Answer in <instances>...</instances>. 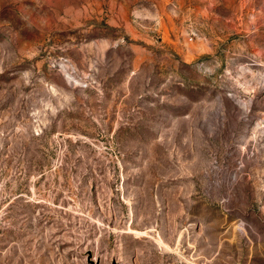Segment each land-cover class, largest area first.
Listing matches in <instances>:
<instances>
[{"label": "rangeland", "instance_id": "rangeland-1", "mask_svg": "<svg viewBox=\"0 0 264 264\" xmlns=\"http://www.w3.org/2000/svg\"><path fill=\"white\" fill-rule=\"evenodd\" d=\"M264 264V0H0V264Z\"/></svg>", "mask_w": 264, "mask_h": 264}, {"label": "water", "instance_id": "water-1", "mask_svg": "<svg viewBox=\"0 0 264 264\" xmlns=\"http://www.w3.org/2000/svg\"><path fill=\"white\" fill-rule=\"evenodd\" d=\"M112 264H117V262H116V261H114Z\"/></svg>", "mask_w": 264, "mask_h": 264}]
</instances>
